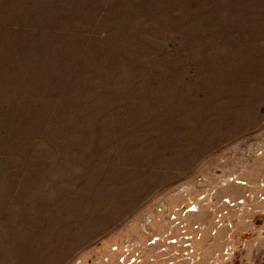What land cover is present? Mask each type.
<instances>
[{"label":"rangeland","instance_id":"374dc122","mask_svg":"<svg viewBox=\"0 0 264 264\" xmlns=\"http://www.w3.org/2000/svg\"><path fill=\"white\" fill-rule=\"evenodd\" d=\"M0 264H264V0H0Z\"/></svg>","mask_w":264,"mask_h":264}]
</instances>
